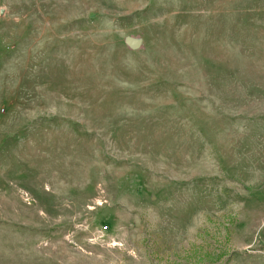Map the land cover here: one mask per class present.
<instances>
[{"label": "rangeland", "instance_id": "374dc122", "mask_svg": "<svg viewBox=\"0 0 264 264\" xmlns=\"http://www.w3.org/2000/svg\"><path fill=\"white\" fill-rule=\"evenodd\" d=\"M0 264H264V0H0Z\"/></svg>", "mask_w": 264, "mask_h": 264}, {"label": "water", "instance_id": "95a60500", "mask_svg": "<svg viewBox=\"0 0 264 264\" xmlns=\"http://www.w3.org/2000/svg\"><path fill=\"white\" fill-rule=\"evenodd\" d=\"M125 46L130 50H138L142 46V39L132 36H127L124 39Z\"/></svg>", "mask_w": 264, "mask_h": 264}]
</instances>
